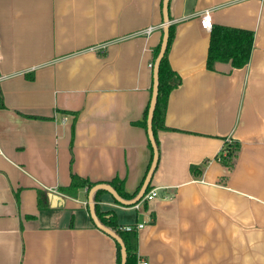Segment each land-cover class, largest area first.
<instances>
[{
	"label": "crops",
	"instance_id": "0c3cea01",
	"mask_svg": "<svg viewBox=\"0 0 264 264\" xmlns=\"http://www.w3.org/2000/svg\"><path fill=\"white\" fill-rule=\"evenodd\" d=\"M206 8L213 24L253 31L244 66L207 67ZM167 11L180 80L156 130V196L136 207L103 192L98 208L144 224L136 254L148 264H264V0H169ZM163 24L162 0H0V264H117L89 190L62 188L73 173L137 194L152 148L136 121ZM225 140L240 147L231 169L216 158Z\"/></svg>",
	"mask_w": 264,
	"mask_h": 264
},
{
	"label": "trees",
	"instance_id": "16d2710c",
	"mask_svg": "<svg viewBox=\"0 0 264 264\" xmlns=\"http://www.w3.org/2000/svg\"><path fill=\"white\" fill-rule=\"evenodd\" d=\"M175 28L173 24H169V36L167 41V46L165 52L160 60L158 67V93L157 100L152 117V129L154 134V139L158 145L156 130L158 128H167L164 124V113L166 109L167 98L170 91L176 87L179 83V76L171 68L168 62V52L174 37ZM253 37L254 33L252 30L226 26L221 24H212V27L209 31V44L207 51L206 65L209 69H214L215 62H228L232 67H242L244 66L250 57V53L253 46ZM160 47V42L154 49L153 55V66L155 58L158 54ZM177 78L175 80L174 78ZM0 101V107L2 106ZM149 103L146 106L142 119L136 121V124H139L146 128V118L148 112ZM239 143L237 141L225 140L222 148L216 155V158L226 167L231 169L234 166L236 155L239 151ZM190 171L195 176H200L202 168H198L195 165L190 166ZM143 182V181H142ZM121 181L117 183L111 182V186L118 193V195L125 199H131L135 194L128 195L122 190ZM97 183L90 182L87 179H84L76 174H71V180L68 186L62 188L64 193L69 195H75L76 190L86 186L89 190L93 185ZM142 184V183H141ZM141 184L138 186L137 191H139ZM150 185H148L146 192L149 191ZM106 192L103 189H98L93 193L94 207L100 222L115 230L120 237L122 238L125 247H126V261L125 264H136V244L137 236L135 231H124L119 228V225L115 222L114 213L110 210L100 211L97 205V201L100 198V195ZM115 200V199H114ZM145 203H143V207ZM115 241V240H114ZM117 248L116 263L121 264L120 256V246L115 241Z\"/></svg>",
	"mask_w": 264,
	"mask_h": 264
},
{
	"label": "water",
	"instance_id": "95a60500",
	"mask_svg": "<svg viewBox=\"0 0 264 264\" xmlns=\"http://www.w3.org/2000/svg\"><path fill=\"white\" fill-rule=\"evenodd\" d=\"M168 1L169 0H162V14H163V19H164V24L162 27V37L160 41L159 51H158V54L153 64L152 91H151V98H150L147 118H146V131H147L148 139L150 141L151 148H152V159H151V163L148 168V171L145 175V178L142 182V185L139 191L137 192L135 197H133L132 199H124L120 197L118 193L114 190V188L107 183H97L93 185L88 191V209H89L90 218L92 219L94 225L97 228L102 230L104 233H106L108 236H110L113 240H115L119 244L121 264H125V261H126L125 244L122 238L120 237V235L115 230H113L112 228L108 226L103 225L98 219L96 211H95V207H94L93 193L94 191L98 189H103L106 192H108L117 202L124 204V205H132L138 202L142 198V196L146 192V189L150 183V179L155 169L157 158H158L157 146H156L153 129H152V117H153V112H154V108H155V104L157 100V93H158V67H159L160 60L165 52L167 41H168V36H169V22H168V13H167L168 12L167 11ZM47 197L52 206L58 202L60 203L64 202V198L61 195L55 193L54 191L47 192Z\"/></svg>",
	"mask_w": 264,
	"mask_h": 264
},
{
	"label": "built area",
	"instance_id": "2783aa9c",
	"mask_svg": "<svg viewBox=\"0 0 264 264\" xmlns=\"http://www.w3.org/2000/svg\"><path fill=\"white\" fill-rule=\"evenodd\" d=\"M199 24L203 30L210 31L213 23L210 15V10L208 8L202 10V12L199 14ZM154 29H156V26H148L146 28L137 30L136 32L133 33V35L149 34ZM155 196H156V189L152 188L142 196L141 200L148 201L154 198ZM135 206L138 207V203H136ZM143 225H144L143 223L136 222V223L120 225L119 228L124 231L137 232L143 227ZM136 264H148V262L144 258H141L138 254H136Z\"/></svg>",
	"mask_w": 264,
	"mask_h": 264
},
{
	"label": "rangeland",
	"instance_id": "374dc122",
	"mask_svg": "<svg viewBox=\"0 0 264 264\" xmlns=\"http://www.w3.org/2000/svg\"><path fill=\"white\" fill-rule=\"evenodd\" d=\"M137 203V202H136Z\"/></svg>",
	"mask_w": 264,
	"mask_h": 264
}]
</instances>
